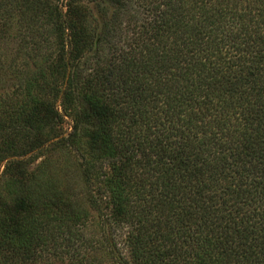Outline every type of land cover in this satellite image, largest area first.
<instances>
[{"label":"trees","instance_id":"trees-1","mask_svg":"<svg viewBox=\"0 0 264 264\" xmlns=\"http://www.w3.org/2000/svg\"><path fill=\"white\" fill-rule=\"evenodd\" d=\"M95 8L0 0V264H264V0Z\"/></svg>","mask_w":264,"mask_h":264},{"label":"rangeland","instance_id":"rangeland-1","mask_svg":"<svg viewBox=\"0 0 264 264\" xmlns=\"http://www.w3.org/2000/svg\"><path fill=\"white\" fill-rule=\"evenodd\" d=\"M97 1H99V0H76L77 4H79L85 8L84 12H87L88 29H94L96 27V25L98 24L99 16H98V13H97L96 8H95ZM6 48L11 49L12 45H8V46H6ZM8 83H11V82H8ZM67 125L68 124L63 125V130H65V131L67 130ZM87 233H88V235H90L91 233L92 234L95 233V228H94L93 222H91L90 226L87 228ZM100 261L102 262V259H100Z\"/></svg>","mask_w":264,"mask_h":264}]
</instances>
